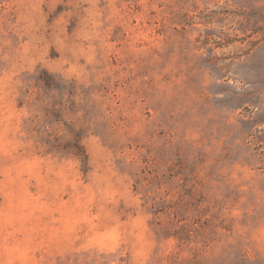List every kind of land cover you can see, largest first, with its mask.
I'll list each match as a JSON object with an SVG mask.
<instances>
[{
    "label": "rangeland",
    "instance_id": "374dc122",
    "mask_svg": "<svg viewBox=\"0 0 264 264\" xmlns=\"http://www.w3.org/2000/svg\"><path fill=\"white\" fill-rule=\"evenodd\" d=\"M0 264H264V0H0Z\"/></svg>",
    "mask_w": 264,
    "mask_h": 264
}]
</instances>
